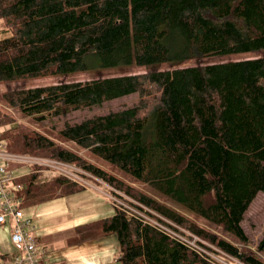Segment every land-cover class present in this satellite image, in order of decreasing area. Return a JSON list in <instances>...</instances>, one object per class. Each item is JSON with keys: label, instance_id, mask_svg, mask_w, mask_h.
<instances>
[{"label": "trees", "instance_id": "obj_1", "mask_svg": "<svg viewBox=\"0 0 264 264\" xmlns=\"http://www.w3.org/2000/svg\"><path fill=\"white\" fill-rule=\"evenodd\" d=\"M0 82L86 73L96 54L105 68L169 65L111 78L5 91L3 100L38 121L58 119L131 95L106 114L56 127L77 146L149 185L248 245L245 215L264 193V57L191 61L264 52V0H0ZM0 143L15 154L59 160L110 186L127 204L164 217L241 264H264L54 139L0 110ZM22 208L84 188L50 173L16 179ZM145 207V208H143ZM149 212V211H148ZM115 234L121 264H220L115 208L77 229L72 244ZM264 252V236L257 246ZM0 264L9 255L0 253Z\"/></svg>", "mask_w": 264, "mask_h": 264}, {"label": "rangeland", "instance_id": "obj_2", "mask_svg": "<svg viewBox=\"0 0 264 264\" xmlns=\"http://www.w3.org/2000/svg\"><path fill=\"white\" fill-rule=\"evenodd\" d=\"M10 35L11 31L6 28L3 25V21L0 20V39L9 37ZM255 57H264V52L238 57H222L204 61H191L181 65L180 67L185 70L192 71L196 70L202 65L220 64L224 62ZM86 63L88 66V71L86 73L61 75L58 77L29 78L13 82H0V110L14 117L18 123L26 125L31 129H34L54 139L63 146L71 149L72 151L83 157L88 162L102 168L105 171L114 174L119 179L132 185L136 189L149 195L150 197L156 199L164 205L176 210L182 215L188 217L193 222L199 224L200 226L209 230L213 234H216L220 238L238 246L240 249L250 250L255 254V256L259 257L264 261V252H259L257 250V246L261 241L262 237L264 236V193L258 194L257 198L250 205L245 215V219L242 225L245 233L249 237V244L243 245L233 234L226 232L217 225L209 223L208 221L194 214L187 208L173 202L165 195L159 193L149 185H146L127 175L121 170L112 167L109 163L98 158L89 150L83 149L77 146L76 144L67 141L59 134L58 130H56L55 128V126L59 127L65 122L72 123L81 121L86 117L106 114L110 111L118 110L124 106L132 105L138 100L137 95H131L124 98H120L118 100L105 103L102 106L94 107L90 110L73 112L68 116L60 117L58 119L46 118L41 121L23 115L15 108L10 107L2 98V93L5 91L48 86L51 84L63 82H77L97 78H111L127 74H140L146 71L165 69L171 70L173 68L169 65L164 64L149 66H117L105 68L101 65V62L96 54L88 56L86 59ZM30 168L31 167L26 165H14L12 167V173L17 176H24L32 172ZM85 173L88 172L85 171ZM98 180H90L93 186L92 189H84L83 191L74 193L69 196L58 197L47 202L22 208V212L25 218L31 219L33 222H35V224L38 223V221L41 219L43 221V225H45V228L50 233L49 237L38 242L39 251H45L46 253H48L49 260H52V263L49 264H62L63 260H67L69 258H77L81 254H85V257L82 258L85 259L84 263H92L91 259L95 255L91 254V246H86L87 244L83 245L81 243L71 244V242L75 236L74 232L80 226L90 223L92 221L99 220L101 218L99 214L102 208L107 207L112 212V215L115 212L114 204L108 200L109 196H114L111 192L110 186L102 180ZM118 199L123 203L127 204L124 199ZM9 230V226H0V239L3 240L2 245L0 247V253L9 255V263H11L10 256L13 254V248L8 244L7 241V239H9ZM114 237L117 240V251L120 252L118 238L116 235ZM213 257L220 264H241L240 262L227 256H218L214 254ZM116 264L121 263L117 261Z\"/></svg>", "mask_w": 264, "mask_h": 264}, {"label": "built area", "instance_id": "obj_3", "mask_svg": "<svg viewBox=\"0 0 264 264\" xmlns=\"http://www.w3.org/2000/svg\"><path fill=\"white\" fill-rule=\"evenodd\" d=\"M14 165H26L31 167L32 172L50 173L63 177L85 190L93 188L90 182L91 179H98L90 173H85V171L78 167L59 160L12 153L0 143V225L5 224L7 218L12 220L13 232L11 240L17 250L21 252V255L14 258L12 264H40L38 261L36 240L31 232L35 228L34 223L31 219L24 217L22 212L23 201L15 195V192L20 191L22 186L15 183L16 179L21 176L12 173V167ZM108 200L114 204L115 208L124 210L129 215L136 217L143 224H147L161 231L171 239L184 244L200 255L207 254L214 259V254L207 251L204 246L214 247L187 231L174 230L172 228L174 225L172 226L169 221L159 214L145 207H143L145 208V211H143L129 204H125L115 196H109Z\"/></svg>", "mask_w": 264, "mask_h": 264}, {"label": "crops", "instance_id": "obj_4", "mask_svg": "<svg viewBox=\"0 0 264 264\" xmlns=\"http://www.w3.org/2000/svg\"><path fill=\"white\" fill-rule=\"evenodd\" d=\"M112 212L107 208L104 207L100 211V219L111 217ZM115 212L113 213V215ZM99 219V220H100ZM35 228L31 231L35 240H36V248L38 253V261L40 264H49L52 263V260H49L48 253L45 251H39L38 249V242L40 240H44L47 237L50 236L49 231L45 228V225H43V221L40 219L38 223L35 224ZM0 226H9V239H7L8 244L13 248V254L10 256L11 258V264L13 263V260L15 257L21 255V252L17 250V248L14 246L11 240V235L13 232V222L10 218H7L6 223ZM75 236L77 234V230L74 232ZM74 236V237H75ZM115 234H109L107 236H101L93 240H87L84 242H81V244H87L86 246H91V254H94L93 258L91 259V264H116L117 261H119V255L120 252L117 251V240L114 237ZM3 240L0 239V247L2 245ZM72 244V243H71ZM79 244V243H78ZM85 257V254H81L77 258H69L63 260L62 264H86L84 263L85 259H82ZM90 264V263H89Z\"/></svg>", "mask_w": 264, "mask_h": 264}]
</instances>
